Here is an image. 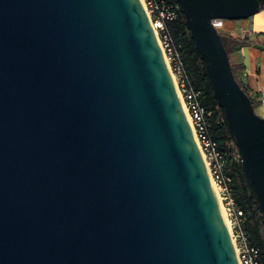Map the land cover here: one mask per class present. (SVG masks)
I'll use <instances>...</instances> for the list:
<instances>
[{"label":"water","instance_id":"water-1","mask_svg":"<svg viewBox=\"0 0 264 264\" xmlns=\"http://www.w3.org/2000/svg\"><path fill=\"white\" fill-rule=\"evenodd\" d=\"M264 220V117L211 19L176 0ZM0 264H238L140 0H0Z\"/></svg>","mask_w":264,"mask_h":264},{"label":"built area","instance_id":"built-area-1","mask_svg":"<svg viewBox=\"0 0 264 264\" xmlns=\"http://www.w3.org/2000/svg\"><path fill=\"white\" fill-rule=\"evenodd\" d=\"M178 4L166 0H145L144 9L161 46L170 72L175 80V86L199 147L211 181L217 185L221 199L225 200L231 222L230 236L238 264H264V253L261 249L249 242L247 232L242 226L243 213L236 206L231 195L230 182L232 180L233 162H241L234 142H227L230 149L229 156L225 157L216 140L209 133V119L212 111L207 109L201 101V90L196 89L189 79L185 69L180 45L168 28V22L177 16ZM223 19H211L217 29ZM225 120L218 116L216 122Z\"/></svg>","mask_w":264,"mask_h":264},{"label":"trees","instance_id":"trees-1","mask_svg":"<svg viewBox=\"0 0 264 264\" xmlns=\"http://www.w3.org/2000/svg\"><path fill=\"white\" fill-rule=\"evenodd\" d=\"M166 1L178 4L176 0ZM258 1L260 2V9L264 8V0ZM168 28L174 36L176 42L181 46L180 52L182 60L191 83L196 89L201 90V101L207 109L212 111V116L209 119V133L211 137L217 141L219 148L224 153L225 157H227L230 154L227 142H234L233 135L225 120L219 123L216 122V118L218 116L221 115V117H223V112L217 105L214 98L210 82L206 74L204 61L200 58L195 48L194 41L190 37L189 31L185 26L184 16L180 8L177 9L176 18L168 22ZM221 39L228 53L234 77L241 88L247 92L255 108L259 101L252 97L246 88L240 73L242 65L234 62V57L237 56L239 49L244 45L252 43L251 39L246 36L238 38L222 34ZM230 188L231 195L235 200L236 206L241 209L243 213L242 226L247 232L249 242L252 245L259 247L262 253H264V220H262L258 202L248 179L242 171L240 162H233Z\"/></svg>","mask_w":264,"mask_h":264},{"label":"crops","instance_id":"crops-1","mask_svg":"<svg viewBox=\"0 0 264 264\" xmlns=\"http://www.w3.org/2000/svg\"><path fill=\"white\" fill-rule=\"evenodd\" d=\"M218 30L222 35L251 39L252 43L239 49L234 62L242 65L246 88L259 101L255 111L264 117V8L246 19L224 20Z\"/></svg>","mask_w":264,"mask_h":264},{"label":"rangeland","instance_id":"rangeland-1","mask_svg":"<svg viewBox=\"0 0 264 264\" xmlns=\"http://www.w3.org/2000/svg\"><path fill=\"white\" fill-rule=\"evenodd\" d=\"M143 1V5L145 4V0ZM218 195H219V203L221 205V208L223 209V213L225 214V218L227 219L228 224H230V230H231V222H230V217H229V211L226 209L227 205L225 204V200L221 199V194L219 193L218 189Z\"/></svg>","mask_w":264,"mask_h":264},{"label":"bare ground","instance_id":"bare-ground-1","mask_svg":"<svg viewBox=\"0 0 264 264\" xmlns=\"http://www.w3.org/2000/svg\"><path fill=\"white\" fill-rule=\"evenodd\" d=\"M141 1V4H142V6H143V8H144V5H143V1L142 0H140ZM173 79H174V77H173ZM174 82H175V80H174ZM182 103V102H181ZM182 106H183V104H182ZM183 109H184V107H183ZM184 111H185V109H184ZM185 114H186V112H185ZM187 116V115H186ZM187 120H188V116H187ZM201 155H202V153H201ZM203 156V155H202ZM204 160V159H203ZM212 182V181H211ZM212 186H213V189H214V191H215V193H216V195H217V198H218V200H219V195H218V187H217V185H215L213 182H212ZM222 209V208H221ZM222 212H224L223 211V209H222ZM223 217H224V220H225V223H226V225H227V229L229 230V232H230V224H228V222H227V219L225 218V214L223 213Z\"/></svg>","mask_w":264,"mask_h":264}]
</instances>
